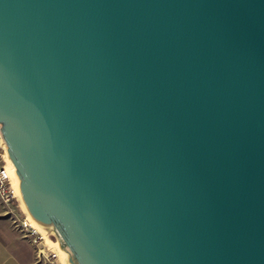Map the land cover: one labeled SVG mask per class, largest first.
<instances>
[{"label":"water","instance_id":"water-1","mask_svg":"<svg viewBox=\"0 0 264 264\" xmlns=\"http://www.w3.org/2000/svg\"><path fill=\"white\" fill-rule=\"evenodd\" d=\"M0 147L62 264H264V0H0Z\"/></svg>","mask_w":264,"mask_h":264},{"label":"built area","instance_id":"built-area-1","mask_svg":"<svg viewBox=\"0 0 264 264\" xmlns=\"http://www.w3.org/2000/svg\"><path fill=\"white\" fill-rule=\"evenodd\" d=\"M5 156L0 147V205L21 237L29 242L36 262L41 264H62L46 227L34 226L26 215L18 212L19 201L11 187L5 170Z\"/></svg>","mask_w":264,"mask_h":264},{"label":"crops","instance_id":"crops-1","mask_svg":"<svg viewBox=\"0 0 264 264\" xmlns=\"http://www.w3.org/2000/svg\"><path fill=\"white\" fill-rule=\"evenodd\" d=\"M0 264H40L29 242L16 233L11 224L0 218Z\"/></svg>","mask_w":264,"mask_h":264},{"label":"bare ground","instance_id":"bare-ground-1","mask_svg":"<svg viewBox=\"0 0 264 264\" xmlns=\"http://www.w3.org/2000/svg\"><path fill=\"white\" fill-rule=\"evenodd\" d=\"M5 161H6V159H5ZM5 170H6V173H7L8 177H9V181H10L11 187H12V189H13V192H14V194H15L17 200H18L19 202L21 201L20 203L23 204V202H22V200H21L20 193H19L18 186H17V184L15 183V181H14V179H13V176H12V174H11V171H10V169H9V166H8V164H7V161H6V163H5ZM23 206H24V204H23ZM24 208H25V207H24ZM27 215H28L29 218L32 220L33 225H34V226H38V225L36 224V222L30 217V215H29L28 213H27Z\"/></svg>","mask_w":264,"mask_h":264},{"label":"rangeland","instance_id":"rangeland-1","mask_svg":"<svg viewBox=\"0 0 264 264\" xmlns=\"http://www.w3.org/2000/svg\"><path fill=\"white\" fill-rule=\"evenodd\" d=\"M21 202V201H20ZM19 202V208H18V212L20 213V215H26L27 214V211L26 209L24 208L23 204ZM0 218L4 219V220H7L10 224H11V227L13 228L14 231H16V233L18 235H20L17 230L15 229L14 225L12 224L11 220L9 219L8 216L5 215L4 213V210L2 208V206L0 205ZM27 219L30 221V223L33 225L32 223V220L29 218V216L27 215ZM21 237V235H20ZM61 261V260H60ZM41 264V263H40Z\"/></svg>","mask_w":264,"mask_h":264}]
</instances>
